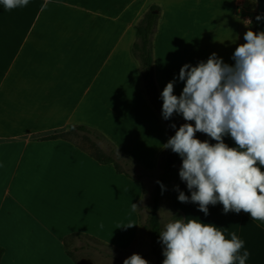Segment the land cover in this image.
I'll return each mask as SVG.
<instances>
[{"label": "crops", "instance_id": "obj_1", "mask_svg": "<svg viewBox=\"0 0 264 264\" xmlns=\"http://www.w3.org/2000/svg\"><path fill=\"white\" fill-rule=\"evenodd\" d=\"M152 8L153 75L161 95L186 63L206 62L215 52L234 64L256 1L28 0L10 10L0 3V264H96L87 261L92 256L106 264L131 254L146 236L140 179L160 176L169 139L142 92L132 54L135 26ZM183 87L177 79L173 94ZM70 126L101 136L96 145L121 174L90 156L75 138L84 143L85 133L48 139ZM223 140L238 149L230 134ZM177 186L191 195L179 178L167 197L171 215L236 231L251 253L245 264H264V221L243 210L225 214L219 202L205 216L198 204L178 200Z\"/></svg>", "mask_w": 264, "mask_h": 264}, {"label": "clouds", "instance_id": "obj_2", "mask_svg": "<svg viewBox=\"0 0 264 264\" xmlns=\"http://www.w3.org/2000/svg\"><path fill=\"white\" fill-rule=\"evenodd\" d=\"M0 3L10 10L27 5L28 0ZM261 19L264 15L256 17ZM244 40L232 54L233 65L213 52L206 62L184 64L179 76L167 83L160 95L162 117L169 120L174 114L182 115L194 125L182 124L162 147L182 158L179 177L191 195L177 186L180 202L198 204L205 216L208 206L219 202L225 214L243 210L252 220L264 221V172L257 166V162L264 166V32L249 29ZM177 79L184 82L179 96L173 94ZM170 127L176 129L174 123ZM197 132L217 143L199 140ZM227 134L238 149L224 143ZM157 183L163 190L164 185ZM136 207L133 204L134 210ZM226 233L230 239L225 238ZM159 240L164 245L163 264H245L251 256L236 231L199 218L176 217L159 233ZM123 264L148 261L134 253Z\"/></svg>", "mask_w": 264, "mask_h": 264}, {"label": "trees", "instance_id": "obj_3", "mask_svg": "<svg viewBox=\"0 0 264 264\" xmlns=\"http://www.w3.org/2000/svg\"><path fill=\"white\" fill-rule=\"evenodd\" d=\"M155 9H150L145 13L138 23L135 26V35L136 40L132 45V54L139 61L141 68V76L143 81V91L148 96L152 106L158 111L162 117V104L163 100L160 98V95L157 91L154 82L153 75V36L157 23V15L154 13ZM258 15H264L260 13H255L252 17L251 30L259 33L264 32V19L260 21L256 20ZM233 65V64H232ZM164 123L167 127L169 138L175 135L176 130L184 123H191L194 125V121H178L174 117H171L169 120H165L163 117ZM176 125V129L170 127L171 124ZM77 132L85 133L86 135H94L98 140L102 137L91 133L90 130L83 126H70L68 130L59 132L57 134L51 135L48 139H68L71 135L76 134ZM206 134L197 132L196 138L203 141ZM84 143L87 144V149L90 156L102 165H112L116 173L121 174V170L115 160L103 153L95 142L89 138L84 139ZM161 174L157 178V181H160L164 188L162 190L160 184L157 183L154 188V194L152 196V203L148 208V214L145 221L144 229L147 231L150 239V252L154 258L155 264H163L165 259L163 255L164 245L159 240V233L162 232V226L159 221L158 211H159V201L164 196H169L172 189L179 180V170L182 164V158L174 153L171 149H166L161 157ZM127 176V174H126ZM174 216L180 218L178 213H174ZM174 217V219H176ZM3 251L0 249V258ZM70 256L71 253L68 252Z\"/></svg>", "mask_w": 264, "mask_h": 264}, {"label": "rangeland", "instance_id": "obj_4", "mask_svg": "<svg viewBox=\"0 0 264 264\" xmlns=\"http://www.w3.org/2000/svg\"><path fill=\"white\" fill-rule=\"evenodd\" d=\"M143 83V82H142ZM144 93V95L146 97H148L144 91H142ZM149 99V98H148ZM78 135V134H77ZM97 135V134H95ZM73 136V135H72ZM87 138L91 139L93 142L97 143L96 140H98L94 135H87ZM75 138L77 139V141L82 144L85 148H87V144L83 143V141L80 139V136H75ZM141 183L143 185L144 188V195L142 198V202L140 203V215L142 218V227L143 225H145V221L147 218V214H148V208L150 207L151 203H152V196L154 194V188L156 185V176H154L153 178H147L145 176L141 177ZM174 215V214H173ZM170 214L169 209H168V205H167V196H164L160 199L159 201V211H158V217H159V221L161 223L162 226V232L165 231V225L174 220V216ZM143 236L141 238V240L138 241V243L135 245V247H132V253L128 254V255H124L121 257H117L115 260H118V258L121 260V262L123 263L124 260L126 258H128L129 256H131L134 253L140 254L142 258H144L146 261H148V264H155L154 258L151 255L150 252V248L148 247V241L150 242L148 233L145 229H143L142 231ZM144 242H146V244H144ZM102 249V248H101ZM97 258H99L97 256ZM96 256H92V258L90 260V263H96L99 264V262L101 264H103L99 259L97 260ZM114 259H109V262H107L106 264H119L115 261Z\"/></svg>", "mask_w": 264, "mask_h": 264}, {"label": "water", "instance_id": "obj_5", "mask_svg": "<svg viewBox=\"0 0 264 264\" xmlns=\"http://www.w3.org/2000/svg\"><path fill=\"white\" fill-rule=\"evenodd\" d=\"M255 1H256L255 13L264 14V0H255Z\"/></svg>", "mask_w": 264, "mask_h": 264}, {"label": "built area", "instance_id": "obj_6", "mask_svg": "<svg viewBox=\"0 0 264 264\" xmlns=\"http://www.w3.org/2000/svg\"><path fill=\"white\" fill-rule=\"evenodd\" d=\"M241 3H242V0H236L237 5H241Z\"/></svg>", "mask_w": 264, "mask_h": 264}]
</instances>
